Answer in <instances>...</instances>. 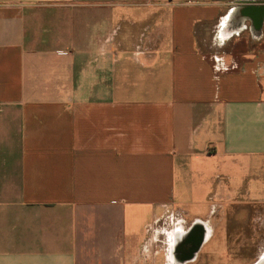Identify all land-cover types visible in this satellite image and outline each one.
<instances>
[{
  "label": "crops",
  "instance_id": "crops-1",
  "mask_svg": "<svg viewBox=\"0 0 264 264\" xmlns=\"http://www.w3.org/2000/svg\"><path fill=\"white\" fill-rule=\"evenodd\" d=\"M196 224L186 264L264 262V0H0V264H174Z\"/></svg>",
  "mask_w": 264,
  "mask_h": 264
},
{
  "label": "flooded vegetation",
  "instance_id": "flooded-vegetation-1",
  "mask_svg": "<svg viewBox=\"0 0 264 264\" xmlns=\"http://www.w3.org/2000/svg\"><path fill=\"white\" fill-rule=\"evenodd\" d=\"M198 229L197 232H191L188 234L184 239L179 240H172L171 244L169 245V240H164L166 247L170 250V258L174 262V264H181L180 262L184 261L183 264H186V260H188L191 256H193L194 251L197 249L199 241L205 238L204 231L200 230L202 226L196 224Z\"/></svg>",
  "mask_w": 264,
  "mask_h": 264
},
{
  "label": "rangeland",
  "instance_id": "rangeland-1",
  "mask_svg": "<svg viewBox=\"0 0 264 264\" xmlns=\"http://www.w3.org/2000/svg\"><path fill=\"white\" fill-rule=\"evenodd\" d=\"M221 235V234H220ZM158 242L159 247L163 248L164 238H160ZM212 247L214 249V254L212 255L211 261L209 264H227V261L224 259L223 251L226 250V246L224 245V239L221 235L220 237H214L213 241L210 242L204 249V252L208 251V248Z\"/></svg>",
  "mask_w": 264,
  "mask_h": 264
},
{
  "label": "water",
  "instance_id": "water-1",
  "mask_svg": "<svg viewBox=\"0 0 264 264\" xmlns=\"http://www.w3.org/2000/svg\"><path fill=\"white\" fill-rule=\"evenodd\" d=\"M261 264H264V262L262 261V263Z\"/></svg>",
  "mask_w": 264,
  "mask_h": 264
}]
</instances>
